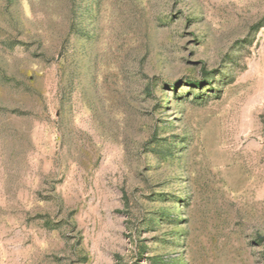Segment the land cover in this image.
<instances>
[{"label": "rangeland", "instance_id": "1", "mask_svg": "<svg viewBox=\"0 0 264 264\" xmlns=\"http://www.w3.org/2000/svg\"><path fill=\"white\" fill-rule=\"evenodd\" d=\"M0 264H264V0H0Z\"/></svg>", "mask_w": 264, "mask_h": 264}]
</instances>
